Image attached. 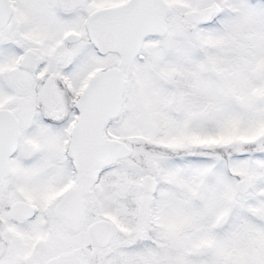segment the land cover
<instances>
[{"label":"snow or ice","instance_id":"1","mask_svg":"<svg viewBox=\"0 0 264 264\" xmlns=\"http://www.w3.org/2000/svg\"><path fill=\"white\" fill-rule=\"evenodd\" d=\"M0 264H264V0H0Z\"/></svg>","mask_w":264,"mask_h":264}]
</instances>
